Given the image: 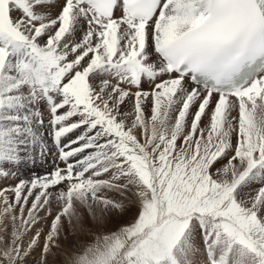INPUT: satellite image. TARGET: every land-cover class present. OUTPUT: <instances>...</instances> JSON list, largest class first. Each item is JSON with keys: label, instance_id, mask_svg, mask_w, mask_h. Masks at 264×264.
Listing matches in <instances>:
<instances>
[{"label": "snow or ice", "instance_id": "obj_1", "mask_svg": "<svg viewBox=\"0 0 264 264\" xmlns=\"http://www.w3.org/2000/svg\"><path fill=\"white\" fill-rule=\"evenodd\" d=\"M9 179L0 264H264V0H0Z\"/></svg>", "mask_w": 264, "mask_h": 264}, {"label": "rangeland", "instance_id": "obj_2", "mask_svg": "<svg viewBox=\"0 0 264 264\" xmlns=\"http://www.w3.org/2000/svg\"><path fill=\"white\" fill-rule=\"evenodd\" d=\"M148 86L145 85V88H147ZM127 107H130V106H125V108ZM17 181L16 180H12V179H9V180H3V181H0V187H5V186H9V185H14L16 184ZM57 210V206L54 204L53 205V215L55 214V211ZM133 213H134V210H133ZM52 217H49V221L51 220ZM132 219V214H128V215H125L123 218H119V219H116L114 218L113 222L109 225V228L107 230H111V231H114L116 230V228H118L121 224H126L128 223L130 220ZM42 242V240H41ZM36 255L38 256L39 255V249H37V253Z\"/></svg>", "mask_w": 264, "mask_h": 264}]
</instances>
